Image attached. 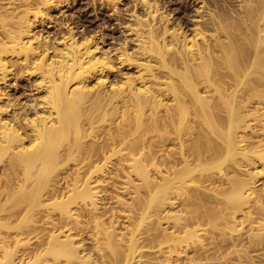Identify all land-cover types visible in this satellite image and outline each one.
<instances>
[{
  "label": "bare ground",
  "instance_id": "obj_1",
  "mask_svg": "<svg viewBox=\"0 0 264 264\" xmlns=\"http://www.w3.org/2000/svg\"><path fill=\"white\" fill-rule=\"evenodd\" d=\"M206 1L190 37L139 0L116 57L137 77L109 84L96 37L32 33L65 0H0V82L27 72L35 92L19 109L0 91V264H248L264 247V0Z\"/></svg>",
  "mask_w": 264,
  "mask_h": 264
},
{
  "label": "rangeland",
  "instance_id": "obj_2",
  "mask_svg": "<svg viewBox=\"0 0 264 264\" xmlns=\"http://www.w3.org/2000/svg\"><path fill=\"white\" fill-rule=\"evenodd\" d=\"M65 1H66V3L64 2L60 5L61 10L60 9L50 10L49 17L51 19L50 20L51 22L48 19L43 26H40V25L36 26V28H34L32 33L35 32V34L37 33V35H39L40 37L44 36L43 38L47 37V40L50 42L53 40L54 41H60L61 36L63 34H65V32H66L65 28L67 26H69L74 31L78 32L77 37L78 38L81 37L80 39H82L84 36L85 37H87V36L88 37H90V36L96 37L97 40L99 39V41H97V43L99 44L98 45V48H99L98 53L99 54H108L110 57H112V61H113L114 70L112 72H110L112 74L108 73V75L106 76L107 78L105 77V80H106L105 83L114 84L115 81L118 80V78L120 79V76H123V77L129 76L130 78L132 77V79L136 78L137 77L136 69L132 66H128L127 64H125V67L123 66L124 64L122 66H119L118 65L119 64V58L116 59V57H118V50L120 49L119 47H121L124 43L126 44V46L129 45V46H127L128 48L130 47L129 49L125 46L128 49L127 51L129 53L131 51H132V53L135 52V49L134 50L132 49V47L135 46V43L132 40L130 41V39L128 41L126 40V37L131 36L126 32V30L128 29V28L126 29V26L129 25L128 21L131 22L132 16H134V15H138V16L141 15L142 16L144 14L143 10H145V9L143 6H141L139 4V0H137V1L136 0H117V1H115L116 7H117V8L115 7V9L117 11L116 14L118 16L115 13H114L115 15L112 13L113 12V11H111L112 10V6H111L112 3L110 2V0H109V2H108V0H65ZM196 1H199V0H157L158 4H159V2L162 4V6H160L161 4H159V7H160L159 14L160 13H162V14L164 13L165 15L168 14L169 17L167 15L166 16L172 20V21L170 20V23H169V24H171V25H169L170 28L172 27V29H174L175 27L176 28L181 27L182 31L189 34L191 37V30L193 29V28L191 29V27H194L196 25V23L199 21V19L197 20V17H196L197 12H195V11H197L199 8V7L197 8V6H200V5H199V2L197 3ZM236 1L235 0H229L227 2L231 3V5L233 3H235L234 6H236ZM136 2H138V3L135 4ZM206 2H209V1L207 0ZM218 2L219 1H216L217 4H223L224 2H226V0L224 2H222V0H220L219 3ZM65 4H66V6H65ZM37 7L40 8V6H37ZM41 8H43V7H41ZM210 9H213V7L211 6ZM131 14H133V15H131ZM202 15H204V13ZM205 15H206V13H205ZM130 17H131V19H130ZM170 17H172V18H170ZM190 25H191V27H190ZM186 30L187 31L189 30L190 33L186 32ZM187 34H185V35H187ZM189 35H188V37H189ZM119 45H121V46H119ZM133 48H135V47H133ZM114 54L115 55L117 54V56H115ZM113 57L115 58V61H114ZM13 69L14 68H12L11 71ZM16 73H17L16 75L19 78L18 77L15 78L13 76H11V77L8 76L5 79L6 80L5 82H0V91L3 93H6L7 96L9 95L8 98H10V101H14L13 104L17 105L16 108L23 109L22 107L31 101V99L33 98V95L35 93L34 89H33V83H32L33 82L32 80H34L33 79L34 77H32V76L29 77L28 76L29 73H27V72H25L26 74L24 72L21 74L18 72H16ZM94 78L95 77L89 79V82H88L90 84L89 86L96 87V84H97L96 81L97 80ZM1 85H3V86H1ZM32 90H33V92H32ZM3 161H5V159H3ZM3 161H1V162L4 163ZM2 163H0V170H2V172H1L2 174H5V172L3 170V169H5V166H4V164L2 165ZM1 168H3V169H1ZM0 176L2 177V175H0ZM2 182H4V181H2ZM261 182H264V179H263V181L261 180L260 183H258L257 185H261L262 184ZM118 192H121V191H118ZM124 194H125V198H126L127 197L126 193H124ZM107 206H109V207H107ZM105 207L110 208L111 206L105 205ZM122 220H125V219L123 218ZM122 220L120 219L119 220L120 222L118 221V223H117L118 226L116 225V228L117 227L119 228V226H120L119 223H121V225L123 223L126 224V221L123 222ZM14 223H13V226H14ZM2 231H0V233ZM10 231H11L10 233L13 232L12 236H14L15 232H18V230H16V229L15 230L13 229ZM3 234H4V231H3L2 235ZM243 237H245V238H243ZM243 237L241 236L242 241L246 240V235L245 236L243 235ZM241 238L239 237L238 239L241 240ZM12 243H13V239L10 240L9 245L10 246L14 245V243L13 244ZM15 246L16 245H14V247ZM222 246H225V245L223 244ZM21 247L22 246L16 247V252H17L16 256L23 254V250H22L23 248H21ZM262 248L264 251V247H261L260 249L262 250ZM18 249H20V250H18ZM25 249H26V247L24 248V250ZM260 249H258V250L261 251ZM258 250H257V252L253 251V252H255L254 254H253V252L250 253V256L252 257V259H253V257H255L254 259L256 260L257 257L259 258V256H261V259L262 258L264 259V257L262 256V254L264 252L262 251L261 255H260L259 254L260 252H258ZM224 254L225 255L227 254L228 255V256L226 255L227 257H229V256L231 257V255L232 256L234 255V254L229 255L228 251H227V253H224ZM252 254H253V256H252ZM225 255H224V257H225ZM227 257L224 258V260L226 259L224 262H223V258H222V264H237V263L240 264V262L242 261V259H241V261H238L236 256H233V259L234 260L237 259V260H235L237 262H235L234 260L232 261V257L231 258L230 257L227 258ZM254 259L252 260V262H250L248 264H258V263L260 264L261 262H264L263 259H262V261H261V259L260 260L258 259L256 261ZM217 262H221V260L210 261L209 264H212V263L213 264H221V263H217ZM227 262H229V263H227ZM198 263L201 264L202 262H198ZM203 264H204V262H203ZM242 264H247V263L243 262ZM261 264H264V263H261Z\"/></svg>",
  "mask_w": 264,
  "mask_h": 264
}]
</instances>
